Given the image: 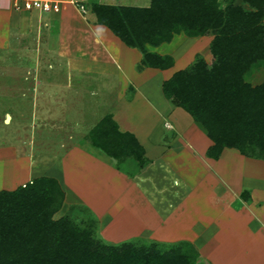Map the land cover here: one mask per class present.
I'll return each instance as SVG.
<instances>
[{"label": "trees", "instance_id": "1", "mask_svg": "<svg viewBox=\"0 0 264 264\" xmlns=\"http://www.w3.org/2000/svg\"><path fill=\"white\" fill-rule=\"evenodd\" d=\"M100 24L126 45L137 48L145 66L164 70L171 55L149 50L176 34H212V62L197 54L175 71L163 93L185 109L213 140L207 155L218 159L224 147L264 158V0H151L148 6L86 3ZM88 139L117 161L145 163L144 147L131 132L120 131L112 115L87 133ZM66 193L56 178L36 176L14 189H0V264H196L199 251L187 241H123L105 244L95 237L97 221L82 227L71 216L53 219ZM76 206H70L75 210Z\"/></svg>", "mask_w": 264, "mask_h": 264}, {"label": "crops", "instance_id": "2", "mask_svg": "<svg viewBox=\"0 0 264 264\" xmlns=\"http://www.w3.org/2000/svg\"><path fill=\"white\" fill-rule=\"evenodd\" d=\"M96 1L104 3L105 5H132L123 4L124 2L120 3L119 0ZM150 2L151 0H149L148 3L144 2V5L138 4L132 6H148ZM85 3H91V0H86ZM60 4L61 7H59L58 10H53L48 13L26 7L16 9L12 1L1 0L0 76L2 79H0V90L7 87L12 92L17 91L16 93H20L19 97L22 101L33 105V115L35 118L33 119L32 117L31 122L36 118L39 119L43 117V112L37 109L40 108L42 104H47V107L48 105L51 106L53 104L47 100L43 101V98L39 95L43 90L53 92L54 89L59 88V93H61V91L64 92L63 88L70 90V92L75 91V89L84 90L85 93L90 91L85 83H81V85L79 84L76 88V82L74 79L77 77L75 80L79 83L80 80H82L80 78H84V72H86L84 71V68L86 67L85 59L88 57H86L87 53H85L84 49L87 44L90 42L93 43L94 47L96 45L101 52H104L106 55L105 57L111 60L107 69L102 71L106 74H110L106 76L105 79L112 82L113 86L117 85L119 82L120 85L122 84L124 86L122 87L124 89L123 96L121 98L119 95L118 100L120 102L118 103V106H116L119 108L121 107L120 114H124V103H130V101L140 98L141 100L154 101L155 104L153 103V107L157 108L155 113L157 114V118H160V120H158L160 126L158 128L156 127L157 130L155 133H149L150 135H148V141L150 140L151 142L150 147L146 146L147 144H144L140 137L136 136L132 132L131 128H127L128 131L136 136L144 147V165L140 166L135 162L139 167L138 170L135 169L136 172L133 176L135 177V187L137 188V191L131 190L134 194L133 197L135 198V205H139V216L144 213L147 221L149 218L157 220L159 228L164 230V233L167 236L173 234L178 235L180 233H177V220L178 225L180 221V226L181 223L186 222L187 220L185 215H183V218L180 219L182 213L184 211L186 213L187 208L183 210L184 204L195 202V197H198V195L200 196V192H202V198H208V200L211 201V208L205 215L207 217L208 215L209 217L212 215V217H216L220 220L216 219L217 221H214V219L211 218L205 225L199 223V220H196L192 225L194 226L191 231L192 233L190 232L192 238L188 240L187 238L179 236V239H184L179 241H187L199 251L200 256H204L202 253L207 248L205 246L207 243L206 237L209 235L212 236L215 233L216 236L221 235L224 231L231 228L233 222L237 219L239 221H244L242 233L240 232L241 236L246 235L244 234L246 231V233L250 234V236L253 235L260 238L264 243V158L245 156L240 153L239 150L228 147H224L222 149L218 159L208 156L207 151L213 145V140L206 134L203 127L197 123L185 109L178 106L171 98L166 97L163 93V85L165 81L175 71L192 64L196 55L201 53L196 52L191 63L184 64V67L176 68L178 62L183 61L185 54L177 57L176 53H172L171 50L165 48L161 49L164 43H167L164 42L161 45L149 46L148 48L149 50L155 51L162 56L171 55L174 58V64L164 70L148 66L138 69L137 65L142 61L143 53L137 48L135 49L126 45L108 26L106 27L104 24H100L97 21L95 14L89 9V7H87V5L85 12L86 15H88V19L85 18L80 11H77L73 4L67 2L66 0H61ZM181 34H176L170 41L181 36L187 38L186 34ZM207 35L210 36L208 43L210 50V41L213 35ZM201 37L202 36L192 37L191 39L201 40ZM192 40H188L187 38L188 42ZM54 45L56 48L52 47ZM210 52L211 57H206L201 54L209 63L213 60V53L211 50ZM88 53L92 55L91 59L93 58V60H98V57H96V54L93 53V50ZM55 54L59 56L60 59L66 60V65L68 67L66 74L71 76L72 83L66 85L60 84V87L53 86L48 88L43 85V82H39L42 79L39 67L43 63V56H50L52 58ZM70 59H72L75 63L70 62ZM36 67L38 68L36 69ZM78 67H80V69ZM85 69H87V67ZM90 72L91 69L89 68V73H85V75H91ZM259 73L264 76V68L260 67L253 71L250 80H252L254 85L262 82L257 81L255 78ZM55 74L58 76V73ZM28 75H31L29 76V78H31L29 81H27ZM157 77L159 80L155 81ZM128 90L132 92L127 99H125L124 93ZM60 96L55 98V100L60 99ZM52 99L53 98H51V100ZM62 99V102L66 104V107L67 102L72 101L73 97L72 95L66 94ZM100 101L98 100V103ZM179 108L185 110L193 119L192 121L201 127L203 131L193 125V122V124L189 122V126L188 124L185 125L181 123L182 117L180 113H178ZM125 114V118L127 117L126 119L129 120L128 115ZM3 116L1 119L2 121L5 120V122H11L13 120L12 112L10 110H5ZM70 118L65 115L62 117V122L68 123L70 129L71 127L73 129V123L80 125L83 122L79 119L77 121H73V116H70ZM96 122H94V124ZM92 126L87 130V133ZM69 138L71 139V137ZM145 138L147 139V137ZM73 143L74 141L71 145L68 144L67 146L62 143L60 145L63 149H61V152H66L71 146L74 148L76 143ZM92 146L96 147L93 144ZM96 148L99 149L98 147ZM2 149L4 150L5 148L0 147L1 151H3ZM8 149L10 150L11 148ZM88 151L89 150L86 152L87 156L91 157V165H95L99 169L101 168V165L104 166L102 164L103 158L101 159L99 155L102 154V156H108L104 154L102 150H100L101 152L99 151V154L97 153L93 157ZM170 152H176L178 155H181V157H179L180 163L184 162L182 157H185V161L192 164L194 161L196 162V160L201 162L200 158L202 157L203 161L205 160V162L212 163V168L206 169V171L199 176L198 182L194 185L193 182L188 181V179L186 180V175L184 176L182 171L179 170V167L172 163L170 159V156L172 155L169 154ZM28 153L29 152L23 154L20 153V163H18V165L21 164L25 167V170H29V178L24 183L18 185H23L31 179L30 175L31 172H33V169L30 165H28V156L30 155ZM13 156L16 157L17 155L14 153ZM108 158L113 159L114 163L116 162V159L112 157ZM127 159L128 158L123 161L122 165H127ZM118 165L119 164L116 166ZM112 166L113 165L108 167L106 166V170H104V172L107 173L109 170L114 172V174L120 172L117 167ZM201 172L202 171L200 170L199 173ZM42 175L47 174H41L38 176ZM57 180L60 181L59 178H57ZM126 180L127 179L125 178L124 189L126 187ZM203 181H205L203 184L204 192L200 190V186H202L201 184ZM246 181H249V183ZM189 183L191 184V188L189 187ZM60 184H62V182ZM62 188L66 193L64 186H62ZM0 189L6 188L0 187ZM131 191L129 188H126L125 192L123 190L124 194L126 193V197L130 195L129 192ZM123 192L122 189H119L118 196L122 197L124 195ZM191 195L195 196L190 198ZM144 197L147 199H144ZM187 198L193 200L190 202ZM202 198H198L197 202L200 203V199L203 200ZM87 199L88 198H83L82 201L79 200V202L87 204V207L93 209V199H90V202ZM140 202H142V205ZM126 203H130V200H126ZM133 204L134 201H132L131 205L133 206ZM196 211L197 209H195V212ZM106 217H108L110 221L109 223H111L114 218H110L109 216ZM223 219H225L226 222H222ZM229 221L232 222V225L225 226L222 229V227ZM253 243L258 244L257 241ZM263 243V246L259 249V251H257V248L259 247L255 248L254 251L257 254L255 253L252 264H264ZM206 252L208 251L206 250ZM245 252L248 254L249 250L246 249ZM209 264H213L211 259L209 260ZM234 264H237V262ZM240 264H250V262L249 260L248 262H244V256H242Z\"/></svg>", "mask_w": 264, "mask_h": 264}, {"label": "rangeland", "instance_id": "3", "mask_svg": "<svg viewBox=\"0 0 264 264\" xmlns=\"http://www.w3.org/2000/svg\"><path fill=\"white\" fill-rule=\"evenodd\" d=\"M66 1L73 4L71 0ZM93 1L96 0H91V2ZM119 2H124L123 4L144 5V2L148 3L149 0H119ZM238 2H241V0H238ZM73 6H75L77 10L76 4H73ZM79 11L88 19L86 12ZM186 37L188 40H192L187 35ZM187 38L184 36L179 38L176 37L174 40L164 43L163 47L161 46V49L165 48L171 50L172 53H176L177 57L185 54L183 61H179L177 67L175 66L176 68H181L185 66L184 64L191 63L196 52H200L206 57H211V52L208 47L210 36H202L200 38L201 40H192L190 42L187 41ZM52 47L56 48L55 45ZM92 50L93 53L96 54V57H98V60L91 59L92 55L88 52H92ZM84 51L87 53L86 57L88 56L85 59V66L87 69H85L86 67L84 68L86 72H84V78H80L82 80H80L79 83L75 80L77 77H75L74 81L76 82V88L79 84L85 83L90 91L85 93L84 90L75 89V91L70 92V90L63 88L64 92L61 91V93H59V88L54 89L53 92L43 90L39 94L43 98V101L47 100L53 104L51 106L48 105V107L47 104H42L41 107L37 109L43 112V117L39 119L36 118L31 122L32 117L33 119L35 118L33 115V105L22 101L19 97V92H12L7 87L0 90V147L5 148L4 150L2 149L3 151L0 150V187L14 189L18 184L24 183L29 178V170H25V167L21 164L18 165V163H20V153L29 152L28 165L33 169L30 178L41 174H47L48 177H55L56 179L59 178L62 184H60V181H57L60 185L64 186L67 193L64 204L55 212L53 219L63 215H69L77 223L81 224L82 227L92 226L93 223L90 224V220L95 219L97 221L94 232L95 237L105 244H118L123 241L136 242L142 240L145 242H159L160 245L164 246L179 240H184L179 239V236L187 238L188 240L191 239L190 232L193 230L192 228L194 226L192 225L196 220H199L198 222L203 225L207 224V221L211 218H213L214 221L220 220L216 217H212V215L210 217L209 215L208 217L205 215L211 208V201H209L208 198H202L201 195L203 193L200 192V196L198 195V197H195V202L184 204L183 210L187 208L186 213L184 211L180 219L185 215L187 220L181 223V226L180 221L178 225L177 220V233L180 234L167 236L164 233L165 231L159 228L157 220L149 218L147 221L144 213L140 216L138 214L139 205H135L134 194L131 190L137 191L135 187V177L133 176L136 172L135 169L138 170L139 167L132 158L126 160V166L122 165L124 159L121 161L116 160L115 163L118 162L117 164H119L120 167L119 165L116 166L117 164L114 165L113 159H109L101 154L99 156L101 159L103 158L102 164L104 166L101 165L99 169L95 165H91V157L87 156L86 151L89 150L88 152L92 154V157L97 153L99 154L100 151L96 148L97 146H92L86 136L87 130L94 122L101 120L103 117L112 115L120 131H128L127 128H131L132 132L136 136H139L144 144H147L146 146L150 147L151 142L150 140L148 141V135H150L149 133H155L160 126L158 122L160 118H157V114L155 113L157 108L153 107L155 104L154 101L141 100L140 98L130 101V103H124L123 109L125 112L123 111V113L128 115L129 120L126 119L127 117L125 118L124 114H120L121 107L119 108L116 106H118L120 102L118 100L119 95L121 98L123 96L124 89L122 87L124 86L122 84L120 85V82L113 86L112 82L105 79V77L110 74L102 72L107 69L111 60L106 58L104 52H101L96 45L94 47V44L91 42L86 45ZM43 57V63L39 67L42 74V79L39 81L40 83L43 82V85L48 88L53 86L60 87V84L66 85L72 83L71 76L66 74L68 67L65 59H60L56 54L52 58L50 56ZM70 62L75 63L72 59H70ZM37 68L38 67H36V69ZM78 68L80 69V67ZM89 68L91 69V75L86 76L85 73H89ZM55 73H58V76ZM29 76L31 75H28L27 81L31 80ZM255 78L260 82L264 80V76L261 75V73ZM0 79H2L1 76ZM158 80L157 77L155 81ZM131 92L132 91L128 90L124 93L125 99H127ZM65 93L73 97L72 101L67 102L66 107V104L62 102L63 96L66 95ZM59 96L60 99L55 100V98ZM51 98L53 99L51 100ZM97 99L101 101L98 103ZM65 100L67 101L66 98ZM5 110H10L12 112L13 120L11 122L1 120ZM178 111L182 117L181 123L185 125L188 124L189 126V122H193L191 116L182 108H179ZM64 115L69 118L73 116V121L79 119L83 122L80 125L73 123V129L71 127V130L68 123L62 122V117H64ZM193 125L203 131L196 123ZM69 137H71V139ZM145 137H147V139ZM73 141L76 143L74 148L71 146L72 148L70 147L66 152H61L62 146L60 145L62 143L67 146L68 144L71 145ZM8 148L11 149L9 150ZM14 153L17 155L16 157L13 156ZM169 154L172 155L170 156L172 163L177 165L183 175H186V180L188 179V181L193 182L194 185L198 182L199 176H201L206 169L212 168V163L205 162V160L203 161L202 157L200 158L201 162L196 160L193 164L188 163L185 161V157H182L184 162L180 163L179 157H181V155H178L176 152H170ZM110 165L117 167L120 172L114 174V172L109 170V172L107 171V173H105L104 170H106V166L108 167ZM200 170L202 171L201 173H199ZM125 178L127 179L125 189L129 188L131 191L128 197H126V193L124 194ZM204 182L205 181H203L201 184L202 186H200V190L202 191L204 190ZM246 182L249 183V181ZM189 187L191 188L190 183ZM119 189H122V192L124 190L123 196L121 193L122 197L118 196ZM194 196L195 195H191L190 198ZM200 197L203 200L200 199V203H198L197 201ZM83 198H88L87 200H89V202L90 199H93V209L87 207V204L79 202V200L82 201ZM190 198L187 199L191 202L193 199ZM144 199L147 198L144 197ZM126 200H130V203H126ZM132 201H134V207L131 205ZM140 203L142 205V202ZM72 205L76 206V209L73 211L70 210V206ZM195 209H197L196 212ZM105 214L110 218L114 217L111 223H109L110 221ZM222 222H226V220L223 219ZM243 223L244 221L235 219L232 225V222L229 221L222 229L229 225H232V227L224 231L221 235L216 236L215 233L212 236H207V243L205 246L208 252L205 250L202 253L204 256H200L196 264H209L210 259L213 261V264H234L235 262L240 264L242 256H244V262H248L249 260L250 264H252L253 257H255L254 255L256 253L254 250L256 247H259L257 248V251H259L263 246V241L253 235L250 236L246 231L244 232L246 235L241 236L240 232L242 233ZM256 241L258 244L253 243ZM246 249L249 250L248 254L245 252Z\"/></svg>", "mask_w": 264, "mask_h": 264}, {"label": "built area", "instance_id": "4", "mask_svg": "<svg viewBox=\"0 0 264 264\" xmlns=\"http://www.w3.org/2000/svg\"><path fill=\"white\" fill-rule=\"evenodd\" d=\"M16 9H22L23 7L29 9H37L41 12L50 13L53 10H58L61 7V0H11ZM73 4H76L77 10L82 12L86 11V0H71ZM1 6V0H0Z\"/></svg>", "mask_w": 264, "mask_h": 264}]
</instances>
